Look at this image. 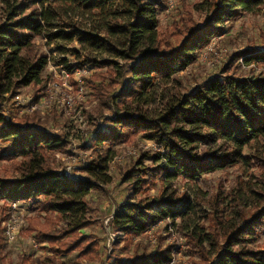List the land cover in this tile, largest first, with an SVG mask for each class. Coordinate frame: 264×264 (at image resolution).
I'll return each mask as SVG.
<instances>
[{
    "label": "trees",
    "instance_id": "16d2710c",
    "mask_svg": "<svg viewBox=\"0 0 264 264\" xmlns=\"http://www.w3.org/2000/svg\"><path fill=\"white\" fill-rule=\"evenodd\" d=\"M0 3L5 13L0 22V160L22 158L16 167L20 172L18 179L0 177V198L29 202L30 208L51 211L63 218L79 205L88 206L84 197L97 185L89 174L94 169H104L90 161L84 170L87 176L82 180H61L45 165V153L63 145L58 136L51 135L44 127L49 120H41L36 113L23 114L15 119L3 111V102L19 88H35L43 80L42 72L48 60L47 55L38 53L34 44L36 38L45 40L48 48H54L57 57L52 58L51 63L68 72L86 67L87 63L79 61L80 52L68 51L66 44L86 41L91 48H106L105 40L81 34L72 26L68 31L57 29L60 27L53 23L58 17L57 4L98 18L99 25L94 29L105 32L108 38L117 37L118 50L112 45L109 49L120 56L123 61L121 70L128 74L125 80L118 82L112 71L106 70L94 73L87 82L98 100L94 114L110 110L114 116L111 119L113 125L107 127L109 131L95 133L96 142L112 144L131 132L152 126L154 130L149 137L156 138L165 149L167 163L139 167L140 157L125 171L126 178H136L135 193L179 176L194 180L240 161H251L264 173L262 154L258 151L251 153L252 143H264V76L258 74L248 78L230 74L240 68L237 63L240 57L246 64L264 67V49L251 48L234 53L223 68V76L189 91L182 99L176 96L170 101L167 113L159 118L161 125L144 119L139 107L147 104L150 90L158 82L178 80L175 77L177 72L194 63L199 51L224 31L221 27L224 21L252 13L264 4V0H200L193 9L205 14L204 24H197L191 10L184 7L171 30L159 36L157 15L165 8L166 0H1ZM68 53L75 63H68L65 57ZM94 64L96 67L116 65L107 61ZM114 126L115 130H112ZM166 129L167 138L163 139L160 132ZM5 143L8 145L3 147ZM217 143L220 147L216 150L208 147ZM199 144L207 146L201 154L197 152ZM161 157V153L151 155L154 163ZM168 190L169 187H163L156 199L139 196L135 203H126L114 213L112 225L128 237L124 248H129L133 236L144 234L157 220L174 219L187 212V207L185 210L177 207L178 201L187 203V198L178 199ZM219 195L214 199L217 200ZM233 199L239 224L227 220L222 223L217 217L218 209L214 207L207 227L186 235L187 252L198 256V259L191 260V264H264V240L258 243L264 234V202L253 205L251 213L246 215L243 209H238L239 198L234 196ZM33 221H29L26 232H35L38 243L47 241V249L54 255L62 257L79 251V256L89 262L97 258V243L86 242L84 237L76 235L77 230L88 226L86 219H78L73 226L68 225L58 233L48 227V218L39 230L35 229ZM161 240L158 239L153 251H146L137 244L130 256L115 262L167 264L170 248L161 247ZM4 245L0 236V264H4L1 255ZM27 261L28 258L22 257L17 264H27ZM39 264H63V261L47 256L39 260ZM73 264L79 263L74 261Z\"/></svg>",
    "mask_w": 264,
    "mask_h": 264
},
{
    "label": "rangeland",
    "instance_id": "374dc122",
    "mask_svg": "<svg viewBox=\"0 0 264 264\" xmlns=\"http://www.w3.org/2000/svg\"><path fill=\"white\" fill-rule=\"evenodd\" d=\"M198 2L200 0H171V2L166 0L165 8L157 15L158 36L171 30L172 23L179 19L184 12V7L191 10V15L197 24H204L205 14L193 9ZM56 10L58 17L53 23L60 27L57 29L68 31L71 30L68 27L72 26L81 34L87 33L105 40L106 48H91L86 41H74L66 44L65 47L68 51L77 50L80 52L81 59L79 61L84 60L87 63L86 67H83L85 74L81 72L76 76L79 77V81H76L72 74L65 78L60 70L49 64L42 72L43 80L40 85L35 88H19L12 97L3 102V111L5 115L11 114L15 119L21 118L23 114L36 113L41 120L45 118L49 120L44 127L51 135L58 136L63 145L58 150L54 149L45 153V165L59 175L61 180H63L61 176L67 166H70L71 169L69 170L70 179L66 180L73 181L82 180L87 176L84 171L85 164L90 161H95L99 167L103 166L104 169L97 168L89 174L91 180H95L97 185L88 190L84 197L88 206L84 208L79 205L74 212L63 216V218L51 211L30 208L29 202H16L17 213L25 220V227L13 243L5 241L2 226V222L5 221L7 213L10 211V201L0 198V236L5 243L1 255L4 264H17L22 257L28 258L27 264H39V260H43L47 256H54L63 261V264H73L74 261L79 264H117L115 260L122 261L124 257L130 256L133 247L137 244L144 247L146 251H153L158 245L159 238L162 239L161 247L170 248V260L167 264H191V260L198 259V256H192L187 252L186 235L198 231L200 227H207L214 207L218 209L217 217L221 218L222 223L227 220L239 224L236 215L237 206L233 204V197L239 198L238 209H243L246 215L250 214L253 205L264 202V197L259 194H264V173L262 174L251 161L249 163L240 161L234 166L208 172L194 180L179 176L168 183L158 182L149 186L145 191L139 190V194L135 193L136 178H126L125 171L133 166L140 157H142V161L139 167L160 166V164L167 163V159L162 144L158 143L156 138L149 137L154 130L152 126L139 132H131L119 142L112 144H100L95 140L96 132L110 130L107 127L113 125L111 119L114 116L110 110L94 114L98 100L87 82L94 73H104L106 70L112 71L118 82L125 80V77L128 76L121 70L123 61L120 60V56L109 49V45H112L118 50L117 37L108 38L105 32L96 31L94 27L99 25L98 18L81 14V11L69 10L60 4L56 5ZM4 14L0 3V22L5 17ZM221 27L224 31L213 37L209 44L199 51L194 63L177 72L175 77L178 80L158 82L150 90L151 95H149L147 104L139 106L143 111L144 119L155 121L161 125L159 118L167 113V105L170 101H174L176 96L182 99L189 91L202 88L207 81L223 76L225 74L223 68L234 53L251 48L263 50L264 4L257 7L252 13H244L238 19L224 21ZM34 44L39 54L49 55L54 52V48H48L44 40L40 38H36ZM65 57L69 64L75 63V59L70 56V53ZM247 57L248 55H246ZM98 61H107L116 63V65L96 67L94 63ZM237 63L240 68L235 73H230L235 77L244 75L251 78L258 74L264 76V67L258 64H246L242 57L238 59ZM80 87L83 89V95L81 93L82 98L76 108L81 111L84 121L81 126L73 125L71 119L56 107L55 100L49 108L43 107V103L49 97L62 99L68 93V89L71 95L77 96ZM37 89L39 90L36 93ZM31 106L34 108L31 109ZM167 129L160 132L164 135L163 139L167 138ZM112 130H115V126ZM7 145L5 143L3 147ZM206 147L201 144L197 145V152L203 153ZM208 147L216 150L220 147V143ZM251 149V153L258 151L262 154L260 158L264 161L263 142L252 143ZM154 153L163 155L157 163L151 159V155ZM21 161L22 158H14L10 161L0 160V177L9 180L18 179L20 172L16 167ZM163 187H169L168 192H172L178 199L187 198V203L178 201L177 205V207L181 206L180 210H185L187 207V212L174 219L157 220L144 234L133 236L129 248H124V242L128 237L114 228L110 217L117 210L122 209L126 203H135L139 196L156 199ZM218 194H220L219 198L215 200L214 198ZM46 218L50 220L48 227L54 233L60 232L68 225L73 226L78 219H86L88 226L77 230L76 235L84 237L86 242L97 243L99 247L96 253L97 258L93 262H89L86 258L79 256V251H73L60 257L47 249V241L38 243L34 237L35 232L31 234L26 232L29 221L34 220V227L39 230L46 223ZM263 240L264 234L258 243H262Z\"/></svg>",
    "mask_w": 264,
    "mask_h": 264
},
{
    "label": "built area",
    "instance_id": "2783aa9c",
    "mask_svg": "<svg viewBox=\"0 0 264 264\" xmlns=\"http://www.w3.org/2000/svg\"><path fill=\"white\" fill-rule=\"evenodd\" d=\"M169 2H171V0H169ZM44 43H45V40H44ZM55 56H56L55 52L47 55V60H48L47 65L50 64L51 67L57 68L58 70H60V72L64 75L65 78H68L72 74L74 79L76 81H79V77H76V76H78L81 72H83L85 74V71L83 68L75 69L72 72H68L61 66L53 65L51 63V59L54 58ZM82 92H83V89H82V87H80L79 94L77 96H75V95H71V92L68 89V93L66 95H64L63 98L60 100L53 98V97H49L43 103V107L49 108L50 105L54 104L53 100H55L56 107L58 109H61L66 114V116H68L71 119L73 125L81 126V124H83L84 121H83V118L81 115V111L78 110L79 108H76V106H77V104H79V101L82 98V95H83ZM81 93H82V95H81ZM30 108L33 109L34 107L31 106ZM77 128H80V127H77ZM87 164L88 163H86L85 166ZM70 169H71L70 166L65 167V172H63V174L61 176L63 179H70L69 178L70 177V171H69ZM9 206H10L9 207L10 211H9V213H7V218L5 219V221L2 222V226H3V230H4L3 233L5 236V241L7 243H13L17 239V236L19 235V233L25 227V220L22 219V216L18 215V213H17L18 207L16 205V202L10 201ZM110 218H111L110 219V221H111L113 216Z\"/></svg>",
    "mask_w": 264,
    "mask_h": 264
}]
</instances>
